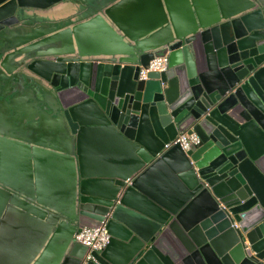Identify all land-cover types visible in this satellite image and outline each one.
I'll use <instances>...</instances> for the list:
<instances>
[{
	"label": "water",
	"instance_id": "water-1",
	"mask_svg": "<svg viewBox=\"0 0 264 264\" xmlns=\"http://www.w3.org/2000/svg\"><path fill=\"white\" fill-rule=\"evenodd\" d=\"M0 264H264V0H0Z\"/></svg>",
	"mask_w": 264,
	"mask_h": 264
},
{
	"label": "built area",
	"instance_id": "built-area-1",
	"mask_svg": "<svg viewBox=\"0 0 264 264\" xmlns=\"http://www.w3.org/2000/svg\"><path fill=\"white\" fill-rule=\"evenodd\" d=\"M168 59L157 58L150 62L148 68H142L140 78L146 80L150 73H164L168 71ZM199 139L195 135H181L170 146L179 144L184 151H188L192 145L198 144ZM110 236L104 225L89 226L82 229L76 236V240L89 248L90 253L101 252L108 244Z\"/></svg>",
	"mask_w": 264,
	"mask_h": 264
},
{
	"label": "crops",
	"instance_id": "crops-1",
	"mask_svg": "<svg viewBox=\"0 0 264 264\" xmlns=\"http://www.w3.org/2000/svg\"><path fill=\"white\" fill-rule=\"evenodd\" d=\"M29 88H31L30 85L26 86L25 89L27 90ZM31 90H32V88H31ZM32 92H33V95H35L34 98L33 97L27 98V96L23 93L22 94L23 95L22 98L19 99L18 103L15 102L14 105L15 106L18 105L17 107H19L21 111L25 110V111H28V112L31 111V110H37L36 106H38L40 108V110L42 109L41 112L37 111L39 114H42V115L44 114V116H47V115L51 114L50 110H46L44 106L40 105V101H41V98H42L41 97V92L38 89H34V91H32ZM42 101H43V99H42ZM11 113H12V111H11ZM21 116H24V112H21ZM41 119L42 118L40 116L33 117L32 118V123H38V122L41 121ZM24 123L25 124H29L30 122L28 120H24Z\"/></svg>",
	"mask_w": 264,
	"mask_h": 264
}]
</instances>
